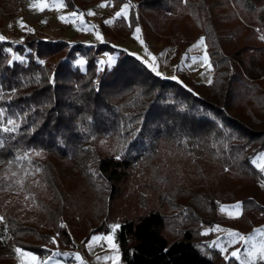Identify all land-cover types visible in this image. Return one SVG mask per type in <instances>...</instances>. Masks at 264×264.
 I'll list each match as a JSON object with an SVG mask.
<instances>
[{
  "label": "trees",
  "instance_id": "obj_1",
  "mask_svg": "<svg viewBox=\"0 0 264 264\" xmlns=\"http://www.w3.org/2000/svg\"><path fill=\"white\" fill-rule=\"evenodd\" d=\"M22 1L0 0V9L14 18ZM111 1L117 11L133 3L128 20L117 22L122 35L140 27L182 47L203 37L217 69L212 83L187 72L157 76L107 42L34 33L15 47L23 62L9 64L12 44L0 41V125L5 117L20 125L0 131V264H18L15 247L64 255L112 224L121 225L123 264H240L210 248L203 232L222 205L238 202L243 216L230 226L264 225V172L253 164L264 152V0ZM65 3L84 9L81 0ZM105 53L118 59L100 70ZM81 58L85 71L76 65ZM33 149L43 154L31 155V165L16 160ZM35 167L41 171L20 191L13 181ZM143 194L151 204L132 213Z\"/></svg>",
  "mask_w": 264,
  "mask_h": 264
},
{
  "label": "rangeland",
  "instance_id": "obj_2",
  "mask_svg": "<svg viewBox=\"0 0 264 264\" xmlns=\"http://www.w3.org/2000/svg\"><path fill=\"white\" fill-rule=\"evenodd\" d=\"M48 4H52V0H47ZM84 9H80L77 13H88L92 11L95 15H85L84 22L87 25H95L96 28L94 31H87L83 29V26L80 24V21H76L75 23H65L61 21L60 16L70 17V14L73 12L69 10L67 7L63 9H55L52 7L46 8L43 12L39 11L36 8H33L32 5L38 4L39 0H23L22 3L15 8L16 17H9L3 10L0 9V35L5 37V40L11 42L12 44V55L16 54L15 47L18 44H21L28 33H34L42 39L46 40H63L71 44L81 43V44H98V43H110L113 44L118 49L124 50L131 55L143 60L148 61V63H152L151 57L148 53L155 55L157 57L156 66L157 70L161 73V77L163 78H171L173 76L179 79V73L187 72L190 74L196 81L208 83L209 79L212 81L213 76L216 72V68L212 65V68L209 69L207 65L202 64V60L198 59L196 63L192 62L193 57L202 58L205 52L204 46H198L193 48V45H197L199 40L195 41L190 46L182 47L177 42H172V44H168L165 42L163 37L156 36L149 32L141 29L139 33L140 38L144 41V44L140 43V40L136 39L135 29L133 32L129 34L122 35L117 29L116 25L120 18L115 17V13L117 12L116 8L113 6V2L111 0H81ZM101 4L109 5L107 7H100ZM133 6V3H130ZM132 7L129 9V16L131 14ZM76 12V11H75ZM128 16V18H129ZM239 16V14H238ZM240 17V16H239ZM128 18H125L128 20ZM241 18V17H240ZM23 20L26 24V28H21L19 21ZM111 20L112 23H105V21ZM242 20V19H241ZM27 28H31L34 31L29 32ZM99 32L103 37V40H98L96 36V32ZM261 32L258 33V36H262ZM243 45H235V50H238ZM181 50L179 60H175V56L178 50ZM191 49V50H190ZM207 51V47H206ZM164 55H161V54ZM17 55V54H16ZM19 56V55H17ZM111 56L115 58V64L118 59L117 54H109L105 53L99 56L98 63L100 70L104 69H112L114 65L109 66L107 64H101L100 61H106L107 58ZM59 60V56H55L51 60V64L55 65ZM80 60V59H79ZM78 60V61H79ZM77 61V62H78ZM76 62V65L78 63ZM85 66L80 67L83 71H85ZM209 84V83H208ZM264 153V152H263ZM262 154V153H261ZM261 154L257 155L254 159L257 163H264V157H261ZM259 158V159H258ZM254 164V163H253ZM256 167V164H254ZM257 168V167H256ZM140 185H136V190L139 189ZM148 200V201H147ZM149 203L151 201L146 199V195L138 196V199L132 201L131 212L138 214L137 204H140L142 208H148ZM234 204H224L220 207L218 212V220L217 223L206 226L204 229V236L206 237L207 245L219 252L223 258L230 259L231 252L237 249L241 252V259H245L246 251L251 247V244L254 240L255 243L264 242V225L255 226L252 230L242 231L240 229L234 228L230 226L231 222L240 220L243 216V209L241 206L240 210H235L231 206ZM140 206V207H141ZM223 209V210H222ZM113 225V224H112ZM112 225H108V230H105L102 233H96L91 235L87 241L78 240L77 246L75 250L69 251L62 255H54L53 256V264L55 260H59L62 264H79V262L75 259V255L77 253L82 257L84 264H112V261H105L101 259L97 260V257H105L114 255L113 250H111L105 242L101 241L98 243H94L91 248L88 247L91 238L95 235H107L112 232ZM219 226L220 230H215ZM247 228V227H246ZM257 229L261 230L260 232L256 231ZM117 231H115V242L118 244L116 235ZM229 231H235L244 235L245 237L253 238V240H249V244L245 245L243 241H238L236 243L230 244L229 241L234 238L229 235ZM207 233V234H205ZM215 242L216 246L213 247V243ZM119 245V244H118ZM221 246L227 248V252L221 251ZM15 249V248H14ZM120 251V264L122 262V252ZM15 252V251H14ZM12 254L13 259L21 264V260L18 258L17 254ZM35 254V253H34ZM41 258V260L46 259L49 256H41L35 254ZM227 257V258H226ZM27 259V258H25ZM70 260V261H69ZM240 263V261H238Z\"/></svg>",
  "mask_w": 264,
  "mask_h": 264
},
{
  "label": "snow or ice",
  "instance_id": "obj_3",
  "mask_svg": "<svg viewBox=\"0 0 264 264\" xmlns=\"http://www.w3.org/2000/svg\"><path fill=\"white\" fill-rule=\"evenodd\" d=\"M185 3H187V0H184ZM109 5L106 4H101L100 7H107ZM114 6V5H113ZM33 8L38 9L39 11L43 12L46 8L52 7L55 8L57 10L59 9H63L66 7V3L65 0H52V4L49 5L47 0H39L38 4H34L32 5ZM130 7H133L130 2L129 3H124L122 5V7L120 8L119 11H117L115 13V17L116 18H128L129 16V9ZM85 15H95L94 12L89 11L88 13H77L75 11H73L70 14V17H66V16H60L59 18L61 19V21L65 22V23H75L77 20L80 21V24L83 26L84 30L87 31H94L96 26L95 25H87L84 22V16ZM105 23H112L111 20L105 21ZM20 27L21 28H26V24L23 22V20L19 21ZM129 26H131V23L129 22ZM27 30L29 32L34 31L31 28H27ZM257 31H259V29H257ZM141 32V28L140 27H136L135 28V33L136 35V39L140 40L141 44H144V41L140 38L139 33ZM96 36L98 40H103V37L100 35V33L97 31L96 32ZM259 39H261L262 41H264V35L260 36ZM5 37L3 35H0V41H4ZM198 46H204L205 47V52L202 58H197V57H193L192 58V62L196 63V61L198 59L202 60V64L207 65V67L209 69L212 68V65L210 63V57L206 51V44H205V39L203 37L200 38L199 42L197 45H193V48L198 47ZM191 50V49H190ZM8 52H12V49L9 48L7 49ZM148 55L151 57L152 63H148V61H144V63L146 64V66L151 69L152 72H154L157 76H160L161 73L157 70V66H156V60L157 57L155 55H152L151 53H148ZM161 55H164L163 53ZM13 60H20L21 62H23L24 58L21 56H17L16 54L13 53L12 55V60H9V64H11L13 62ZM39 63L43 64L44 61L40 60ZM78 65L80 67H83L84 65H86L87 61L83 58H81L78 62ZM101 64H107L109 66H112L115 64V58L109 56L107 58L106 61H100ZM171 79H177V77L173 76L171 77ZM37 81H39V77H37ZM50 83H54L53 79H50L49 81ZM182 83V81H181ZM208 83H212V81L209 79ZM186 87V86H185ZM189 91H191V89H189ZM3 97L0 96V99H2ZM0 117H4V112L2 109H0ZM20 125L17 123V121L15 119H11V118H6L4 119V124L0 125V131L5 132V133H16L19 130ZM3 145L0 144V147H2ZM43 153L42 151H37L35 149L31 150L30 153L26 152L21 156H17L16 160H28V163L31 165V160H30V156L31 155H35V156H41ZM123 153H119L116 154L114 156V158L116 160H120L122 158ZM261 157H264V153L261 154ZM259 159V158H258ZM9 166H11L12 161H9ZM254 164H256V167L261 171L264 172V163H257L256 160L253 161ZM41 171V169L39 167H35L34 171H29V170H25L23 175L20 176L18 179H16L15 181H13V183H15L16 185L19 186V190L23 191L24 190V180L29 176V175H35L36 172ZM11 175L13 177L17 176V172L13 171L11 172ZM5 179H7V173L5 174ZM34 183H39L38 181H34ZM9 187H11V185H9ZM261 187H264V184H261ZM30 197H26V199H28ZM241 203L238 202L237 204L231 206L233 209L235 210H240L241 209ZM223 210V209H222ZM5 220L4 216H0V222H3ZM61 227H65V225H61ZM121 225L119 224H114L111 226L112 228V232L111 234H107V235H95L91 238V241L88 244V247L91 248L92 245L94 243H98V242H105L106 245L113 250L114 255H110V256H105V257H97V260L100 261L101 259L105 260V261H112V264H120V251H119V245L115 242V231L120 229ZM215 230H220L219 226H217V228ZM256 231L260 232L261 230L257 229ZM207 234V233H205ZM229 235L231 237H233L234 239L229 241L230 244L232 243H236L238 241H243L245 243V245L249 244V240H253V238L250 237H245L244 235H241L238 232L235 231H229ZM52 242L55 244L56 240L55 238H53ZM216 244L215 242L213 243V247H215ZM15 253L17 254L18 258L21 260V264H53V256H49L44 260H41L40 257H38L37 255H35L34 253L25 251L23 248L21 247H15L14 249ZM221 251L222 252H227V248H224L223 246H221ZM54 255H63L62 253H55ZM231 257L235 258L236 260L240 261V264H264V242H260V243H255L254 240L251 244V247L246 251L245 253V259H241V252L239 249L232 251L231 252ZM27 258V259H25ZM227 258V257H226ZM75 259L79 262V264H84V261L82 259V257L80 256L79 253H77L75 255ZM54 264H62L61 261L59 260H55Z\"/></svg>",
  "mask_w": 264,
  "mask_h": 264
}]
</instances>
